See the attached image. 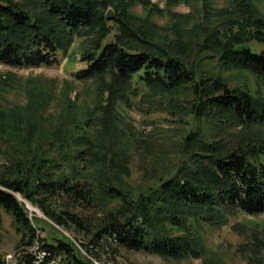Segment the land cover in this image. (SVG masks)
<instances>
[{
    "label": "trees",
    "instance_id": "obj_1",
    "mask_svg": "<svg viewBox=\"0 0 264 264\" xmlns=\"http://www.w3.org/2000/svg\"><path fill=\"white\" fill-rule=\"evenodd\" d=\"M230 1L224 16L203 28L201 59L264 83V52L253 47L264 45V14L252 0ZM137 5L149 7L151 0H0L1 64L53 66L59 53L68 55L77 39L85 40L86 67L78 79L99 80L109 102V108H86L82 119L61 124L34 146L44 99L31 100L22 112L0 107V152L15 164L0 174V211L13 216L20 234L15 264H96L93 258L113 246L173 260L199 258L207 252L206 224L264 212V134L254 132L264 127V93L232 86L179 47L137 31L130 13ZM109 7L114 19L106 17ZM138 85L146 94L181 99L203 127L184 136L176 171L135 198L122 185L128 158L95 131V121L101 113L98 119L107 123L118 100L128 103V93H140ZM18 196L46 220L30 215ZM106 201L119 205L96 224L76 211ZM55 226L89 237L83 244L88 256ZM0 264L7 263L0 257Z\"/></svg>",
    "mask_w": 264,
    "mask_h": 264
},
{
    "label": "rangeland",
    "instance_id": "obj_2",
    "mask_svg": "<svg viewBox=\"0 0 264 264\" xmlns=\"http://www.w3.org/2000/svg\"><path fill=\"white\" fill-rule=\"evenodd\" d=\"M230 2L189 0L188 3L173 5L169 0H151L149 7L137 5L130 13L137 31L161 44L179 47L187 59L209 73L221 72L232 86L248 85L253 93L263 94L264 83L249 73L224 70L210 59H201L199 42L201 44L203 28L215 25L217 19L224 16L222 12ZM252 2L264 14V0ZM109 11H113L114 18L117 16L113 7L108 8L106 15ZM112 24L110 21L109 25ZM115 33L116 30L106 42L112 41ZM86 43L77 39L68 55L58 54V63L53 66L10 67L0 63V107L22 112L30 106L31 100L44 99L45 111L40 120L42 129L33 146L44 143L48 137L50 139L61 124L67 127L71 120L83 118L86 108H109L108 93L103 92L99 80L85 82L78 79V74L86 67L82 59ZM253 47L264 52V45L253 44ZM138 86L139 94H127L128 103L117 101L107 123L98 119L101 113H96L95 121V131L102 133L103 139L114 145V152H123L128 158L129 173L123 175L122 185L135 198L176 171L183 160L181 148L184 136L203 127L201 121L190 113V108L182 105L181 99L146 94L145 88ZM254 132L263 137L264 127L256 128ZM11 162L0 152V174L14 171L15 164ZM18 198L25 202L30 215L45 219L38 207L21 196ZM118 205V201H106L76 211L92 225ZM0 218V257L7 264H15L16 256L20 254L16 250L20 234L10 213L1 210ZM55 230L72 240L88 256L83 244L88 242L89 237L59 226H55ZM41 236H47V232H42ZM202 236L207 252L199 258L173 260L113 246V250L100 253V260L97 257L93 259L96 264H264V212L257 216L238 214L221 226L206 224ZM28 250L32 252L34 248Z\"/></svg>",
    "mask_w": 264,
    "mask_h": 264
},
{
    "label": "water",
    "instance_id": "obj_3",
    "mask_svg": "<svg viewBox=\"0 0 264 264\" xmlns=\"http://www.w3.org/2000/svg\"><path fill=\"white\" fill-rule=\"evenodd\" d=\"M106 17L108 19H113L114 18L113 11H109L108 14L106 15Z\"/></svg>",
    "mask_w": 264,
    "mask_h": 264
},
{
    "label": "built area",
    "instance_id": "obj_4",
    "mask_svg": "<svg viewBox=\"0 0 264 264\" xmlns=\"http://www.w3.org/2000/svg\"><path fill=\"white\" fill-rule=\"evenodd\" d=\"M35 248H36V247H35ZM35 248H34V249H35Z\"/></svg>",
    "mask_w": 264,
    "mask_h": 264
}]
</instances>
